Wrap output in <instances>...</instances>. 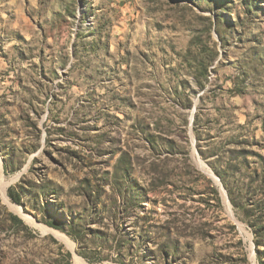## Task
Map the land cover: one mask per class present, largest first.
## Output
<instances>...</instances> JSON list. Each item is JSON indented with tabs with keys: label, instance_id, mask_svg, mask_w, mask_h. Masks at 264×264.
<instances>
[{
	"label": "rangeland",
	"instance_id": "obj_1",
	"mask_svg": "<svg viewBox=\"0 0 264 264\" xmlns=\"http://www.w3.org/2000/svg\"><path fill=\"white\" fill-rule=\"evenodd\" d=\"M77 258L264 264V0H0V264Z\"/></svg>",
	"mask_w": 264,
	"mask_h": 264
},
{
	"label": "trees",
	"instance_id": "obj_2",
	"mask_svg": "<svg viewBox=\"0 0 264 264\" xmlns=\"http://www.w3.org/2000/svg\"><path fill=\"white\" fill-rule=\"evenodd\" d=\"M7 196L10 198V200L15 204H20L19 200V194L15 192V190L12 187H9L7 190ZM13 219L17 220L18 222H21L17 217L13 216ZM47 225L51 228H54L56 230H61V226L58 223L55 222H47ZM69 255V254H68ZM84 259H86L89 262H96L98 260L90 259L89 256L86 253L80 254Z\"/></svg>",
	"mask_w": 264,
	"mask_h": 264
},
{
	"label": "bare ground",
	"instance_id": "obj_3",
	"mask_svg": "<svg viewBox=\"0 0 264 264\" xmlns=\"http://www.w3.org/2000/svg\"><path fill=\"white\" fill-rule=\"evenodd\" d=\"M77 264H82V262L80 261V259L79 258H77Z\"/></svg>",
	"mask_w": 264,
	"mask_h": 264
}]
</instances>
